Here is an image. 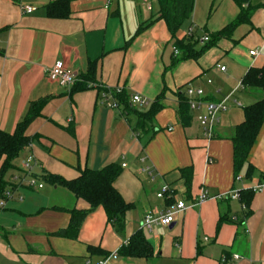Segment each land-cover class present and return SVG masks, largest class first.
<instances>
[{
	"label": "crops",
	"instance_id": "crops-1",
	"mask_svg": "<svg viewBox=\"0 0 264 264\" xmlns=\"http://www.w3.org/2000/svg\"><path fill=\"white\" fill-rule=\"evenodd\" d=\"M58 1L0 0V130L13 133L30 105L46 100L26 130L30 147L6 176L15 197L0 213V264H98L115 254L105 264H221L235 255L241 257L236 264H264V187L254 192L249 210L235 198L192 207L202 191L216 197L254 191L263 183L264 124L240 181L234 175L231 137L244 122V108L261 98L260 92L243 89L242 82L252 68L264 67V0H195L192 17L175 38L164 21L135 36L140 25L156 17L157 0H73L69 18L52 19L47 7ZM29 6L36 10L24 13ZM242 13L247 18L236 23ZM205 37L209 41L202 43ZM189 42L196 56L187 59L177 46ZM58 62L74 76L70 89L48 78ZM92 62L94 81L78 90ZM189 85L203 90L208 101L229 98L211 141L204 138L196 113L191 112L187 127L179 117L181 95ZM101 88H121L129 102L134 95L146 99L147 106L134 105L144 112L161 98L153 131L137 136L122 105L101 104ZM29 155L37 162L34 176L42 189L14 181L22 177ZM114 163L126 165L115 188L134 205L124 231L119 233L100 207L86 217L76 240L56 237L67 229L70 210L90 207L41 177L71 181L82 170ZM186 168L193 172L189 190L181 173ZM163 184L176 191L173 198H157ZM180 200L188 209L169 228L143 232L151 257L117 255L142 231L146 214H165Z\"/></svg>",
	"mask_w": 264,
	"mask_h": 264
},
{
	"label": "trees",
	"instance_id": "trees-1",
	"mask_svg": "<svg viewBox=\"0 0 264 264\" xmlns=\"http://www.w3.org/2000/svg\"><path fill=\"white\" fill-rule=\"evenodd\" d=\"M73 0H60L47 7L48 16L52 19H67L70 17L69 6ZM240 4H245L248 0H236ZM159 11L153 19L139 26L135 36L140 35L147 27L155 21H164L173 38L180 31L183 25L190 20L194 12L195 0H157ZM247 18V14L242 13L236 23ZM228 27L223 33L231 29ZM177 48L186 55L185 58L196 56L194 44H178ZM178 51V50H177ZM179 54V51H178ZM96 73V63L92 62L89 66L88 74L84 81L78 85V90H86L90 82L94 81ZM243 89L258 91L261 98L254 104L244 108V122L239 125L231 141L233 143V167L235 178L239 177L240 172L248 163V158L254 147L258 135L264 124V67L252 68L242 82ZM103 89L100 90L102 92ZM118 104V109L123 106V114L126 115L128 122L134 121L133 132L144 135L153 131V123L156 115L163 109L161 98L158 99L147 111H139L129 102L128 95L123 91L121 94L113 96ZM182 100L179 105V117L182 124L187 127L192 121L191 110L188 99L185 94L181 95ZM46 100H41L30 105L29 111L24 120L19 123L16 130L8 134L0 130V200L4 198L5 192L13 191L12 184L6 179L8 172L17 169L15 161L31 145L32 140L26 136V130L29 125L40 115V111L45 105ZM134 118L132 121L129 118ZM123 168L120 164L114 163L101 170L85 169L80 175L71 181L62 179L59 176L44 175L42 180L51 186H61L69 191L76 199L83 200L89 205L86 211L70 210V222L65 230L55 234L56 237L76 240L78 238L81 226L86 217L97 208H103L106 212L109 222L116 227L119 233L125 229V216L134 209V205L126 203L115 188V182L121 175ZM182 179L187 190H189L192 181V169L181 170ZM264 179V173H263ZM264 182V180H263ZM173 195L176 194L172 190ZM239 200L246 210L254 196L253 191H241ZM60 210V209H59ZM93 250V248H90ZM94 251V250H93ZM152 249L149 245L143 231H138L131 236L128 243L124 245L117 253L118 256L126 259L149 258L152 256ZM229 258V256H226Z\"/></svg>",
	"mask_w": 264,
	"mask_h": 264
},
{
	"label": "built area",
	"instance_id": "built-area-1",
	"mask_svg": "<svg viewBox=\"0 0 264 264\" xmlns=\"http://www.w3.org/2000/svg\"><path fill=\"white\" fill-rule=\"evenodd\" d=\"M36 9L34 7H25L23 9L24 13L30 14L34 12ZM191 35V31L189 33ZM209 38L205 37L201 40L202 43H207ZM174 54L178 55V51L174 50ZM251 56H257V52H251ZM222 72L226 70V68L220 69ZM48 78L58 84L63 88L70 89L75 84V79L73 74L65 67L62 62H58L54 68L48 71ZM210 84L211 82L208 81ZM96 88L98 86H95ZM242 87V86H241ZM103 89L100 94L101 104L110 109H118V104L114 99V95L121 94L123 89ZM185 96L188 99V104L191 112L197 114V120L202 127L203 136L207 141H211L215 138V129L220 123V118L223 114H225L229 110L228 101L229 98H225L218 102L208 101L204 97V91L201 89L193 88L192 86H187L185 90ZM131 102L134 105L138 106H147L149 102L146 99L141 98L138 95H134L131 97ZM171 131V129L169 130ZM37 165V162L34 156L29 155L22 162L21 168L23 175L21 178H14L15 182H18L20 186H27L30 189H42L43 185L38 184L37 179L34 176V168ZM123 168L126 165L122 166ZM150 177L152 176L151 169L147 168L144 170ZM237 181L241 180V177L236 178ZM264 187V182L261 186L256 188L253 192H257ZM15 197V193L12 190H8L4 194V198L0 200V213L6 209L7 203L13 200ZM174 195L172 193V189L170 186L163 184L157 193V198L160 200H165L166 198H173ZM239 193L237 191H233L230 194H226L223 196L210 197L207 192L202 191L199 198L196 200L195 204L192 207H196L202 205L203 203L209 200H223L225 198H235L239 199ZM22 199V198H21ZM187 206L183 200L175 202L169 209V211L165 214H146L143 223H142V231L146 233H151L155 226H161L163 228H169L174 222L177 216L183 214L187 210ZM207 241V239H206ZM111 258H116V254L110 256L106 260L99 262L98 264H105ZM241 259L240 256L235 255L232 258L224 257L222 259L221 264H236ZM90 264V262H88Z\"/></svg>",
	"mask_w": 264,
	"mask_h": 264
},
{
	"label": "rangeland",
	"instance_id": "rangeland-1",
	"mask_svg": "<svg viewBox=\"0 0 264 264\" xmlns=\"http://www.w3.org/2000/svg\"><path fill=\"white\" fill-rule=\"evenodd\" d=\"M0 166H1V165H0ZM9 174H11V171H10V172H8L6 176L8 177V176H9ZM48 188H49V186L47 187V189H48Z\"/></svg>",
	"mask_w": 264,
	"mask_h": 264
}]
</instances>
